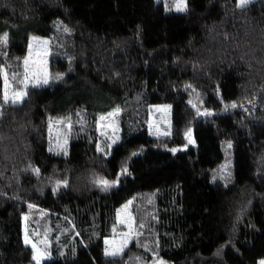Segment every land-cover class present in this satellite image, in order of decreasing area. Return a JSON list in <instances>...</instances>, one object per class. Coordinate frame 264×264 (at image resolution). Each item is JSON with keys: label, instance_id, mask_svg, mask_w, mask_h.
I'll return each instance as SVG.
<instances>
[{"label": "trees", "instance_id": "obj_1", "mask_svg": "<svg viewBox=\"0 0 264 264\" xmlns=\"http://www.w3.org/2000/svg\"><path fill=\"white\" fill-rule=\"evenodd\" d=\"M4 33L0 264L35 262L25 223L47 238L42 264L264 260V0H187L184 12L165 0H0ZM31 34L51 39L50 83L4 103V70L22 68ZM165 103L171 131L151 134L150 107ZM125 205L134 238L111 256Z\"/></svg>", "mask_w": 264, "mask_h": 264}, {"label": "rangeland", "instance_id": "obj_2", "mask_svg": "<svg viewBox=\"0 0 264 264\" xmlns=\"http://www.w3.org/2000/svg\"><path fill=\"white\" fill-rule=\"evenodd\" d=\"M252 0H249V2ZM239 3V0H238ZM179 5V6H178ZM165 8L168 11L174 12H184L187 8V0H184V3L181 4V0H165ZM35 38V39H34ZM47 41V43H44ZM51 39L47 36H39L36 34L30 35L29 40V51L25 57L28 60L27 66L22 65V68L19 71L13 72L15 73V79L13 78V74H7V70H4L5 74V86H4V93L7 92L9 99L13 98V91L24 88L26 84L27 87L24 89L27 90L28 87L31 86H38V85H47L50 83V70H49V62L52 57V50H51ZM24 59V60H25ZM27 71L28 79L24 81V84H20L19 81L23 79V75ZM48 79L47 84H43L42 80L44 78ZM150 119L147 127L151 134H168L171 131V124H172V107L171 104H154L150 107ZM109 113H112L109 116ZM101 115V116H100ZM99 115V123L100 127L105 126L106 134L111 133L112 136L115 138L114 140L106 135H103L99 138V143L101 146L111 148L116 141V133H117V124L114 121V110H110L103 114ZM100 117H105V119H101ZM169 126V129H168ZM56 132L58 133L57 136L61 135V128L56 127ZM117 130V131H116ZM63 139V138H62ZM62 144L68 143L67 140H61ZM69 143L67 144L68 147ZM223 152L224 156L227 159L230 152V147L228 142H224L223 145ZM129 204V203H127ZM126 206V205H125ZM123 207V209L119 212V224L115 231V234L111 237L105 239L106 244V253L107 252H115L116 255H119L123 252L125 247L133 240V233H134V224H133V215L130 212V206ZM26 222V218H25ZM24 239L28 240L27 243L31 244L34 248V257H36L34 263L30 264H42L44 260L48 258V254L44 250V243L47 241V238L34 236L33 234L29 233L27 224L24 225ZM115 256V255H111ZM264 261V260H261ZM260 261V262H261ZM146 264H167V262L163 258H154L151 262ZM260 264V263H259Z\"/></svg>", "mask_w": 264, "mask_h": 264}, {"label": "snow or ice", "instance_id": "obj_3", "mask_svg": "<svg viewBox=\"0 0 264 264\" xmlns=\"http://www.w3.org/2000/svg\"><path fill=\"white\" fill-rule=\"evenodd\" d=\"M248 2H249V0H239L238 7L242 8V7L246 6V4ZM183 3H184V0H181V4H183ZM7 42H8V34L4 33L2 36H0V43L7 44ZM44 43H47V41H45ZM27 64H28V60L25 59L24 60V65L27 66ZM15 76H16V74L14 73L13 74V78L14 79H15ZM27 79H28V76H27V71H26L25 74L23 75V79L20 80L19 83L20 84H24V81L27 80ZM42 83L43 84H47L48 83V79L45 77L42 80ZM26 87H27V85L25 84L24 88H21V89H18V90H14L13 91V98L11 100L9 99L7 92H5L4 97H3L4 103H9V102L10 103H14V104L15 103H21L23 101L24 96L27 95V92L24 90V89H26ZM232 107H236V105L233 104ZM115 111L118 113L120 111V109L117 108ZM205 114H208V113H205ZM0 115H2V113H0ZM111 115H112V113H109V116H111ZM101 119L103 120V119H105V117H101ZM189 142L190 143H194V141H192L191 138H189ZM229 147H230V145H229ZM173 151H175V150H173ZM134 155H135V153H134ZM35 171L38 172L39 169H36ZM125 172H126V169H125ZM116 182L117 181H112V182H109L107 180L101 181V183L105 186V188L114 185ZM129 203H131V202H129ZM125 207H127V205ZM142 226L143 225H141V227ZM25 242L26 243L28 242L27 238H26ZM106 254H108V255H116L117 253H115V252H107ZM34 259H36V257H34ZM260 264H264V261H261Z\"/></svg>", "mask_w": 264, "mask_h": 264}]
</instances>
